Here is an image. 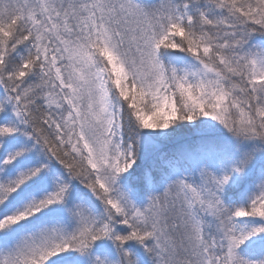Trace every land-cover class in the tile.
<instances>
[{
    "label": "snow or ice",
    "instance_id": "6c2138e0",
    "mask_svg": "<svg viewBox=\"0 0 264 264\" xmlns=\"http://www.w3.org/2000/svg\"><path fill=\"white\" fill-rule=\"evenodd\" d=\"M0 264H264V0H0Z\"/></svg>",
    "mask_w": 264,
    "mask_h": 264
}]
</instances>
